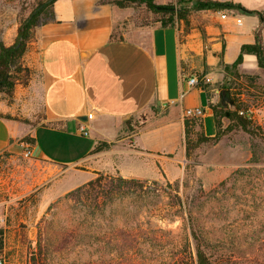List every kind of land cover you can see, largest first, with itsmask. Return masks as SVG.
Returning a JSON list of instances; mask_svg holds the SVG:
<instances>
[{
  "label": "crops",
  "instance_id": "crops-1",
  "mask_svg": "<svg viewBox=\"0 0 264 264\" xmlns=\"http://www.w3.org/2000/svg\"><path fill=\"white\" fill-rule=\"evenodd\" d=\"M154 1L189 9L188 24L176 18L165 27L156 17L136 25L135 7L120 8L108 0L54 2L53 19L36 28L22 59L31 71L28 83L16 86L11 104L0 98V155L14 159L29 144L33 154L28 162L36 169L11 182L14 197L35 187L43 189V201H54L67 191L70 170L72 178L81 179L70 187L91 181L98 170L97 146L115 142L125 134L127 120L138 116H144V126L134 142L142 155L135 157L162 165L166 154L185 152V110L202 109L203 131L213 137L210 105L221 101L225 89L233 91L246 84L245 77L264 71L256 55L248 53L231 67L257 36L264 45V0H211L234 2L252 13L193 10L199 0ZM191 77L197 85L188 84ZM26 137L32 141L22 142ZM82 137L87 142L78 147L65 141ZM117 156L113 166L122 176L137 175L126 171L135 157L129 155L131 162L124 163L121 153Z\"/></svg>",
  "mask_w": 264,
  "mask_h": 264
},
{
  "label": "rangeland",
  "instance_id": "rangeland-1",
  "mask_svg": "<svg viewBox=\"0 0 264 264\" xmlns=\"http://www.w3.org/2000/svg\"><path fill=\"white\" fill-rule=\"evenodd\" d=\"M40 1L0 0V40L14 42L20 17ZM132 17L136 25L159 19L144 7L135 8ZM244 82L247 86L234 87V97L243 109L255 111V134L229 130L224 119L220 139L202 142L187 156L184 135L185 152L166 154L162 165H155L135 157L142 155L134 137L144 116L129 119L125 134L101 142L94 152L98 170L92 180L102 178L101 185L80 194L70 193L86 183L70 187L81 181L70 170L67 191L54 201H43V189L35 187L14 197L11 182L36 169L23 149L14 159L0 155L6 264H194L197 243L213 264H264V71ZM0 98L13 101L4 94ZM207 125L208 132L214 130L210 120ZM202 135L198 129L190 137L195 142ZM65 141L77 147L87 142L86 137ZM113 151L121 153L124 163L131 162L129 155L135 157L126 171L137 175L122 176L113 166L118 160ZM117 177L137 179L142 186L110 195L104 183Z\"/></svg>",
  "mask_w": 264,
  "mask_h": 264
},
{
  "label": "trees",
  "instance_id": "trees-1",
  "mask_svg": "<svg viewBox=\"0 0 264 264\" xmlns=\"http://www.w3.org/2000/svg\"><path fill=\"white\" fill-rule=\"evenodd\" d=\"M56 0H42L30 12L27 16H21L19 19V26L17 29L16 38L11 45H6L3 40H0V93L5 96L12 97L15 88L18 83L27 84L31 75V71L28 67H25L22 63V59L27 53L30 42L34 39L35 30L38 26L47 23L54 17L53 4ZM111 4H114L120 8L128 7H144L147 11L154 12L157 21L162 26H169L174 24L175 19L184 20L188 24L189 9L180 6L179 3H169L166 5H158L154 0H108ZM193 10L203 9H236L248 13L252 11L245 10L240 4L234 2H220L211 0H199L193 3ZM245 53L254 54L258 59V64L264 69V45L261 39L257 36L255 44L245 45L241 49V53L236 62L231 65L232 68H236L243 61V55ZM229 69V66H226ZM248 78V77H247ZM232 99L234 102L233 107L229 103H223L222 98L217 104L210 105L213 113V118L216 126V134L213 137L201 136L197 138L195 142L191 139L192 132H196L199 128L203 130L202 117H190L184 118V133H185V145L186 155L190 156V152L195 147H198L202 142L210 139L216 140L223 136L221 132L223 120L229 121L227 128L229 130L241 129L244 132L253 135L255 134V125L253 120L247 116L241 115L239 112L243 109V105L237 103L238 99L234 97V92L231 91ZM199 127V128H198ZM198 128V129H197ZM30 137H26L22 142H31ZM99 150V146L95 151ZM102 178L91 180L88 183L78 187L71 192V195L80 194L95 185H101ZM142 186L141 181L137 179H126L123 177L113 178L107 182L105 189L109 191L110 195L118 194L122 196L126 190L132 186ZM197 240L196 236L194 235ZM3 247L2 232L0 231V249ZM189 255H193L192 251ZM194 264H213L205 250L200 243H197L195 247Z\"/></svg>",
  "mask_w": 264,
  "mask_h": 264
},
{
  "label": "built area",
  "instance_id": "built-area-1",
  "mask_svg": "<svg viewBox=\"0 0 264 264\" xmlns=\"http://www.w3.org/2000/svg\"><path fill=\"white\" fill-rule=\"evenodd\" d=\"M222 17H226L225 13L222 14ZM188 84L190 86H194L198 84V80L196 77H191L188 79ZM241 115L247 116L250 119H254L255 117V111L253 109H245V110H241L239 112ZM203 115V111L202 109H187L184 111L183 116L184 118H190V117H201ZM89 117H92V115H89ZM81 132L83 133V135L87 136L88 135V131L85 127H81ZM23 153L24 156L27 158H31L32 157V148L29 144H24L23 145ZM0 264H6V257L4 254V251L2 249H0Z\"/></svg>",
  "mask_w": 264,
  "mask_h": 264
},
{
  "label": "water",
  "instance_id": "water-1",
  "mask_svg": "<svg viewBox=\"0 0 264 264\" xmlns=\"http://www.w3.org/2000/svg\"><path fill=\"white\" fill-rule=\"evenodd\" d=\"M221 98H222V102L223 103H229L230 106L233 107L234 105V102H233V99H232V94H231V91L229 89H225L222 94H221Z\"/></svg>",
  "mask_w": 264,
  "mask_h": 264
}]
</instances>
